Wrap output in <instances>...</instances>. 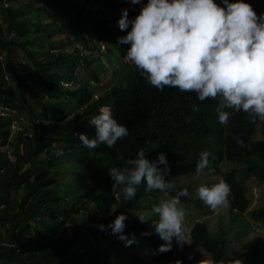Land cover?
Wrapping results in <instances>:
<instances>
[{
	"label": "trees",
	"instance_id": "1",
	"mask_svg": "<svg viewBox=\"0 0 264 264\" xmlns=\"http://www.w3.org/2000/svg\"><path fill=\"white\" fill-rule=\"evenodd\" d=\"M248 3L257 14L264 12V0ZM125 8L128 17L134 18L140 4L131 0H0V106H11L34 124L33 139L21 132L12 136L11 118L0 113V264H146L144 251L160 264L177 247L173 238L169 250H158L165 241L154 230L158 217L151 211L152 198L164 194L145 192L141 182L131 200L115 198L107 168L128 167V159L145 147L149 160L159 152L166 154L165 179L172 182L194 171L202 150L210 152L214 168L224 161L225 149L228 157L232 155L234 124L217 121V104H207V116L213 120L200 126L196 120L205 114L191 104L189 96L170 100L165 87L148 84L133 64L122 61L129 45L121 44L118 37L128 29L112 30L111 16L118 20ZM103 59L109 74L100 68ZM95 84L99 86L96 93ZM104 105L111 107L118 123L127 126L128 135L112 148L100 145L89 150L80 144L79 133L94 135L88 120ZM247 163L244 171L227 176L235 188L234 209L239 214L248 206L238 185L239 175L264 179V163L255 159ZM177 189L168 195L182 188ZM139 212L148 219L139 221L135 214ZM120 213L126 216L124 233L135 235L128 246L110 229L97 227ZM230 214L231 223L217 232L196 223L191 247L207 251L213 264L230 261L244 250L246 264H264L259 241L245 242L250 224L245 222L239 237V214ZM252 217L264 222V207Z\"/></svg>",
	"mask_w": 264,
	"mask_h": 264
},
{
	"label": "clouds",
	"instance_id": "2",
	"mask_svg": "<svg viewBox=\"0 0 264 264\" xmlns=\"http://www.w3.org/2000/svg\"><path fill=\"white\" fill-rule=\"evenodd\" d=\"M131 3L140 4L134 18L128 17L126 8L121 10L118 20L111 16L112 30L118 27L128 29L126 34L118 37L121 44L129 45L122 61L133 64L148 84L157 89L165 87L170 92V100L175 98L176 101V95L189 96L191 104H197L205 114L196 120L200 126L205 120H213L207 116V104H217L216 119L221 125L227 124L228 120L233 122L236 142L229 148L231 157H228L225 149L220 167L211 165V154L205 149L199 152L194 171L178 176L172 182L165 179L169 171L166 154L159 152L155 159L149 160L145 156L146 148L141 147L133 158L128 159V167L107 168L113 181L112 195L129 201L135 196L141 182L145 192L159 190L164 196H153L151 209L158 217L153 221L154 230L165 241L158 250H169L173 238L177 243L173 254L160 264L176 258L179 245L186 241L185 232L188 234L189 249L203 250L213 264L207 251L191 247L190 235L195 224L208 226L205 217L220 209H225L222 214L226 213V221L216 230L212 231L209 226L208 229L213 233L230 224V213H239L234 209L235 188L227 176L244 171L250 159L264 163V136L259 137L260 132H264V12L257 14L248 0H219V3L216 0H146L143 4L141 0H131ZM104 51L103 45L101 52ZM106 62L103 59L100 68L109 74L110 67ZM210 112L213 114L212 110ZM0 113L11 118L12 136L21 132L34 138V124L27 117L8 105L0 106ZM88 123L94 126V135L81 132L78 138L80 144L89 150L100 145L112 148L118 139L128 135L127 126L118 123L111 107L106 105L101 106L98 114L92 116ZM4 150L8 151L6 147ZM226 164L230 167L225 172L223 167ZM199 174L219 179L198 185L194 196L191 186L179 183V180ZM239 176L238 185L248 206L238 216L237 231L242 230L245 222L250 224L245 242L252 245L259 238H251V234L264 230V222H257L252 217L255 210L264 207V179L254 175ZM174 180H177L175 186ZM177 187L182 189L175 195H168L170 190ZM251 188L259 194V203L253 211L248 212L253 200V195L249 194ZM195 202L199 203V207ZM180 205H192L196 210L203 211L197 213L198 216L190 215V211L185 213ZM135 214L141 222L148 219L144 212ZM125 220V214L120 213L107 225L99 223L97 227L110 229L128 246L134 243L135 235L124 233ZM242 254H239L241 257L231 256L230 261L222 260L219 264H246L244 256L247 260L248 253ZM145 256L148 258L144 257L146 264H155L148 252Z\"/></svg>",
	"mask_w": 264,
	"mask_h": 264
},
{
	"label": "rangeland",
	"instance_id": "3",
	"mask_svg": "<svg viewBox=\"0 0 264 264\" xmlns=\"http://www.w3.org/2000/svg\"><path fill=\"white\" fill-rule=\"evenodd\" d=\"M105 61L106 60L104 59V62ZM101 66H104V65L102 64ZM54 75H55L54 78H56L57 74L55 73ZM105 76L107 77L106 74H105ZM98 88H99V86L95 84L94 85V92L95 93L98 90ZM17 127L18 128L20 127V122H18ZM263 136H264V132L261 131L259 134V137H263ZM229 167H230V165L226 164V165H224L223 170L226 172L229 169ZM218 179H219L218 177H213V176L205 177L204 174H199L196 176H187L184 178H180L179 183H184V184L190 185L194 191V196H195V189L198 185L205 184V183L210 182V181H216ZM176 181L177 180L173 181L174 186L176 184ZM249 194L253 195V200H252L250 209L248 211V212H251L257 207V205L259 203V194L253 188L250 189ZM179 207H182L184 209L185 213H188L190 211V215H197V213L200 214L201 211H203V210H196V208L192 205L191 206H181L180 205ZM224 210L225 209H220L219 211H217L213 215L205 217V220L207 221L208 226L210 227V229L212 231L216 230L218 228V225H222L226 221V219H227L226 213L222 214V212ZM190 222L192 223L191 220H190ZM239 227H240V225H239ZM236 234L239 237H241L243 235V230L239 229L236 232ZM252 237H258L260 244L264 246V230H261L260 233L254 234V235L252 233L251 238ZM187 238H188V234H187V232H185V240L186 241L181 242V244L179 245L178 255L176 256L175 259L171 260L169 263H166V264H182V263H185V264H211L209 255L207 253H205L203 250H201V249H189ZM251 238H249L250 241L253 240ZM245 254H246V251L243 252L242 256H244ZM145 255H146V252L144 251L142 256L147 258Z\"/></svg>",
	"mask_w": 264,
	"mask_h": 264
}]
</instances>
